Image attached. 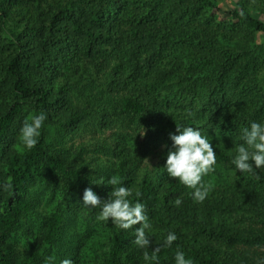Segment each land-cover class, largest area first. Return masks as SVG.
Wrapping results in <instances>:
<instances>
[{
    "label": "trees",
    "instance_id": "16d2710c",
    "mask_svg": "<svg viewBox=\"0 0 264 264\" xmlns=\"http://www.w3.org/2000/svg\"><path fill=\"white\" fill-rule=\"evenodd\" d=\"M235 1L221 18L215 0H0V264H146L132 230L81 201L88 187L106 199L112 186L96 183L110 176L145 204L150 255L176 233L158 264L177 248L194 264L264 257V169L231 163L241 128L264 120V21L252 12L264 0ZM40 112L25 150L19 129ZM176 124L200 127L216 152L203 203L163 170Z\"/></svg>",
    "mask_w": 264,
    "mask_h": 264
},
{
    "label": "clouds",
    "instance_id": "9594fccd",
    "mask_svg": "<svg viewBox=\"0 0 264 264\" xmlns=\"http://www.w3.org/2000/svg\"><path fill=\"white\" fill-rule=\"evenodd\" d=\"M240 15H245L240 11ZM192 116L191 112L187 113ZM47 115L44 112L34 114L23 122L19 129V141L25 150L34 149L39 143L41 129L43 128ZM145 133V129H144ZM143 133V134H144ZM176 133L169 134L171 147L167 151L164 171L168 177L175 178L189 189H192V198L196 203H203L212 191V184L206 182L204 177L215 171L217 156L208 135H205L200 127L176 124ZM240 143L236 144L232 153L231 163L235 174L246 173L256 175L257 170L264 169V120L250 121L248 126L240 130ZM112 186L106 199L101 198L91 187L85 188L82 203L89 210L99 209L97 220L107 223L111 219L112 225L119 230H132L134 244L143 251V260L146 264H158V253L162 247H171L177 240L174 231H168L162 244L151 250L149 254L150 237H152V223L146 211V206L139 200L133 202L130 197L133 190L123 185L116 176H110L107 183ZM12 184L7 188L12 189ZM139 196L140 193L136 192ZM182 200L174 201L176 206L181 205ZM139 227L133 228L134 225ZM46 264H55V258H46ZM60 264H73L70 258L63 259ZM174 264H194L191 257L177 248L174 253ZM256 264H264V257H259Z\"/></svg>",
    "mask_w": 264,
    "mask_h": 264
},
{
    "label": "rangeland",
    "instance_id": "374dc122",
    "mask_svg": "<svg viewBox=\"0 0 264 264\" xmlns=\"http://www.w3.org/2000/svg\"><path fill=\"white\" fill-rule=\"evenodd\" d=\"M252 1V0H251ZM215 2L216 3H218V5H219V9H218V15L222 18V16H224V12H226L227 10H229V9H232V8H234L235 7V5H236V1L235 0H215ZM254 14H256V15H258L259 16V18L260 19H262L263 21H264V12H260L259 11V8H256V10H254L253 9V11H252ZM257 39L258 40H262L263 38L261 37V35L260 34H258L257 35ZM79 66L81 67V68H78V71H79V73H86L87 71L88 72H91V71H89V69H85L84 68V64L83 63H80L79 64ZM70 68H71V64H70ZM69 68V69H70ZM73 71V70H72ZM69 73H70V70H69ZM105 74H101V75H93V73L91 72V79H93V78H95V80H98L99 79V82H102L103 81V79L105 78ZM73 79V78H72ZM98 82V84H100ZM102 85H101V87L102 88H105V86H106V84L105 83H101ZM128 129H129V127H128ZM87 136H88V133H86L84 136H82V137H80V138H77L76 139V142H79V141H82L83 139H85V138H87ZM220 170V169H219ZM50 202H47V203H45V204H40L39 205V210L41 211V213H42V215L43 214H45V213H47L48 212V210L50 209V208H52V206H50ZM24 238L23 237H21L20 238V242L23 240Z\"/></svg>",
    "mask_w": 264,
    "mask_h": 264
}]
</instances>
